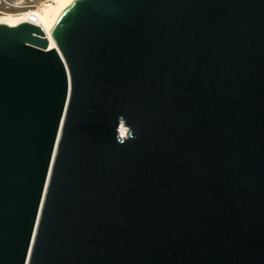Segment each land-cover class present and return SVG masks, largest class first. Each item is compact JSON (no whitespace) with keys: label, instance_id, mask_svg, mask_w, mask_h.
Returning a JSON list of instances; mask_svg holds the SVG:
<instances>
[{"label":"water","instance_id":"95a60500","mask_svg":"<svg viewBox=\"0 0 264 264\" xmlns=\"http://www.w3.org/2000/svg\"><path fill=\"white\" fill-rule=\"evenodd\" d=\"M48 30L0 23V264H264V0Z\"/></svg>","mask_w":264,"mask_h":264},{"label":"bare ground","instance_id":"6f19581e","mask_svg":"<svg viewBox=\"0 0 264 264\" xmlns=\"http://www.w3.org/2000/svg\"><path fill=\"white\" fill-rule=\"evenodd\" d=\"M74 0H51V3L43 4L37 9H29L21 16H2L0 23L15 25L21 21L28 20L41 27L48 38V47L54 46L52 35L49 28L63 15L66 9ZM121 132H125V128L120 125Z\"/></svg>","mask_w":264,"mask_h":264},{"label":"rangeland","instance_id":"374dc122","mask_svg":"<svg viewBox=\"0 0 264 264\" xmlns=\"http://www.w3.org/2000/svg\"><path fill=\"white\" fill-rule=\"evenodd\" d=\"M51 3V0H0V18L2 16H21L29 9Z\"/></svg>","mask_w":264,"mask_h":264},{"label":"built area","instance_id":"2783aa9c","mask_svg":"<svg viewBox=\"0 0 264 264\" xmlns=\"http://www.w3.org/2000/svg\"><path fill=\"white\" fill-rule=\"evenodd\" d=\"M34 9H37V6H36V7H34Z\"/></svg>","mask_w":264,"mask_h":264}]
</instances>
